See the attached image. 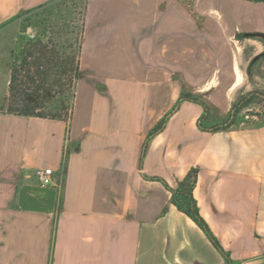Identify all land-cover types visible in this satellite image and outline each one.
Masks as SVG:
<instances>
[{
  "label": "crops",
  "instance_id": "0c3cea01",
  "mask_svg": "<svg viewBox=\"0 0 264 264\" xmlns=\"http://www.w3.org/2000/svg\"><path fill=\"white\" fill-rule=\"evenodd\" d=\"M47 1L0 0V26ZM255 33L264 0H88L70 121L0 112V264H264V125L209 131L203 105H177L200 95L217 123L264 91V59L248 74L264 52ZM192 168L230 260L171 202L164 181Z\"/></svg>",
  "mask_w": 264,
  "mask_h": 264
},
{
  "label": "trees",
  "instance_id": "16d2710c",
  "mask_svg": "<svg viewBox=\"0 0 264 264\" xmlns=\"http://www.w3.org/2000/svg\"><path fill=\"white\" fill-rule=\"evenodd\" d=\"M52 1L50 0L38 6L22 10L8 19L0 27L6 26L15 20H20L23 25L26 16L32 14L36 9L48 6ZM84 24L85 11L81 33L79 34L80 42L78 44L77 54L68 58L64 57V59L62 56H59L60 51L55 41L46 35V31H44L46 29L45 22L41 19L37 23L41 30L39 35L33 38L20 37L17 46L11 49L12 59L9 61L10 79L8 92L4 98L0 112L28 117L63 120L66 122L70 121L74 109L76 85L81 74L80 54ZM22 29L24 32L26 26ZM263 59V52L256 55L249 64L248 74H251ZM66 85L71 88L68 95L64 91L61 94L60 91L57 93L58 88L63 89ZM182 100L195 101L204 106L205 113L199 119V126L202 129L220 131L231 129L243 121L244 116L242 112L251 104L264 106V91L254 89L236 99L227 116L223 121L217 123L208 122V104L200 95L182 93L177 105ZM255 114L262 117L261 122L264 123V109L263 111L255 112ZM168 116L169 114L161 119L151 130L144 143L142 159L151 137L164 127ZM65 162L64 167L66 165ZM198 173L199 168H192L176 187H171L165 181L164 183L172 193L171 202L180 211L192 218L204 230L214 246L230 260L228 253L201 215L197 200L194 197L193 191Z\"/></svg>",
  "mask_w": 264,
  "mask_h": 264
},
{
  "label": "rangeland",
  "instance_id": "374dc122",
  "mask_svg": "<svg viewBox=\"0 0 264 264\" xmlns=\"http://www.w3.org/2000/svg\"><path fill=\"white\" fill-rule=\"evenodd\" d=\"M88 0H53L48 6L36 9L32 14L26 16L23 21V25L20 20H15L9 23L8 28L0 34V109L4 102V98L8 92L7 78L10 74L9 61L11 58V49L17 46L20 37L33 38L41 32L40 26L37 25L38 20L41 19L45 22L46 35L53 39L60 51V55L68 58L77 54L78 44L80 42L79 34L81 33V27L84 20L85 5ZM26 26V30L23 32V27ZM242 48L237 53L238 59L244 63V69L247 70V57L248 52ZM247 83H250L249 77H247ZM252 83V82H251ZM241 85L239 86L233 99L241 93H246L249 87ZM70 86L66 85L63 89L58 88L57 93L60 91L65 92L68 95L70 92ZM264 106L258 104H251L245 108L242 115H248L246 123L244 125H236L234 127L241 128H260L264 125L261 122L262 117L255 114V112L263 111Z\"/></svg>",
  "mask_w": 264,
  "mask_h": 264
},
{
  "label": "built area",
  "instance_id": "2783aa9c",
  "mask_svg": "<svg viewBox=\"0 0 264 264\" xmlns=\"http://www.w3.org/2000/svg\"><path fill=\"white\" fill-rule=\"evenodd\" d=\"M247 117H248V115H245L244 120L241 121L239 124L244 125L246 123L245 118H247ZM36 176H37V178L41 184H44V185L54 184L52 172L48 169H45V168L36 169Z\"/></svg>",
  "mask_w": 264,
  "mask_h": 264
},
{
  "label": "water",
  "instance_id": "95a60500",
  "mask_svg": "<svg viewBox=\"0 0 264 264\" xmlns=\"http://www.w3.org/2000/svg\"><path fill=\"white\" fill-rule=\"evenodd\" d=\"M256 36L264 37V33H255ZM264 53V52H263Z\"/></svg>",
  "mask_w": 264,
  "mask_h": 264
}]
</instances>
